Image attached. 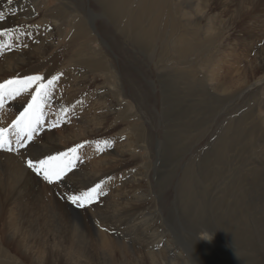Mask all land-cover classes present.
I'll return each instance as SVG.
<instances>
[{
	"label": "rangeland",
	"instance_id": "rangeland-1",
	"mask_svg": "<svg viewBox=\"0 0 264 264\" xmlns=\"http://www.w3.org/2000/svg\"><path fill=\"white\" fill-rule=\"evenodd\" d=\"M95 2L12 0L10 4L8 0H0V13L3 17L11 15V30L0 27V32L24 37L10 48H26L29 40L30 43H43V56H30L24 64H20L19 70L31 71L28 76L43 77L38 83L55 80L54 85L50 86L48 102L44 105V123L38 126L33 140L15 151L0 149V157H19L27 165L26 156H31L28 150L39 144L45 134L52 132L71 134L73 140L66 145L54 146L58 151H53V154L60 156L77 148L75 158L71 153L63 158L64 163L71 161L72 167L59 181L54 180L49 184L42 174L37 175L29 170L36 180L30 205L35 204V196L40 198L38 205L42 208L48 203L49 196L42 188L54 191L53 198L58 203L65 201L72 204L61 196V184L68 182L73 172L78 171L83 175V168L79 169L81 163L85 161L84 169L91 164L86 150L89 149L90 153V150L97 148L99 156L103 158L116 154L122 156L120 164L124 180L127 181L129 177L134 179L135 197L144 202L141 211L148 216L150 226L155 225L160 235L158 245L162 246L169 240L175 252H181L176 263L264 264V84L250 86L258 75H264V31L257 33L249 25L253 19L244 12L250 5L245 6L240 0H195L201 5L211 4L200 25L209 24L206 20L208 17H211L212 25L215 19L218 22L214 23L213 31L211 27L207 32L202 26L199 27L197 35L200 36L193 41L194 50L189 53L190 57L179 62V54L174 53L171 47L174 35H170V30L166 32L168 36L165 33V19H161L152 43L147 46L146 43L134 45L126 38L118 37L113 29H110L111 36L106 35L100 26L98 29L99 21H106ZM135 2L131 0L128 9H134ZM193 2L182 0L183 10L190 11ZM23 6H27V9L22 10ZM57 7L64 9L59 16H55ZM10 8L11 12L8 13ZM16 11L21 15L15 16ZM79 19H83L85 24L79 32L73 31V25ZM218 19L223 20V27ZM181 22L187 24V17L181 16ZM115 38H119L117 48L113 45ZM227 48L236 50V57L243 63L257 58L258 65H255L253 74L247 71L246 64L237 70L240 75L244 69L243 73L249 76L244 79V85L239 82L235 85L238 76L230 85L231 71L227 77L230 81H221L224 82L222 89L226 90L221 93L214 89L215 84L209 79L208 71ZM243 51L244 56H240ZM92 56L93 59L105 57L107 64L100 70L93 67L88 62ZM7 80L0 76V84ZM77 81L83 91H89L83 92V96L92 94L104 101L94 117L95 121L102 120L103 123L91 124L93 132L87 134L86 141L76 136L79 130L73 118L78 113L76 103L67 101L70 82ZM37 86L34 84L28 93L5 102L4 108L0 109V127L10 128L27 106ZM232 86L237 87L232 90ZM57 121L58 126H51L52 122ZM69 127L74 133H68ZM9 139L15 147L12 131L9 132ZM235 140H239V143ZM221 147H224L222 155L226 153L222 157L219 153L217 157L215 150ZM207 175L209 181L204 180ZM92 206L78 208L72 204L69 206L71 209L65 208L63 212L68 220H63L60 225H73L77 229V221L81 219L90 230L91 220L95 218ZM7 207H11L9 203ZM33 209L38 208L35 206ZM36 213L41 217L39 211ZM200 216L218 222L217 231L224 237L218 244L200 243L193 237V223ZM5 223L0 222V249L8 236H13L14 242L12 247L7 248L10 255L2 256V248L0 262L18 264L22 255H29V249L23 247L20 253L17 252L14 244L21 238L16 236L18 228L12 225L8 228V221ZM19 223L23 226L26 221L19 217ZM38 230L37 227L35 233ZM55 230V227H48V237L52 240L61 235L60 230ZM75 234L82 238L78 230ZM43 235L46 236L47 231ZM97 253L99 256L105 254L101 250H97ZM115 256L119 257L117 254ZM51 257L52 261L44 264H66L65 257L54 250ZM125 257L127 259L123 264H134L129 256ZM96 258L100 264L106 263ZM93 262L90 261V264ZM144 264L148 263L144 261Z\"/></svg>",
	"mask_w": 264,
	"mask_h": 264
},
{
	"label": "bare ground",
	"instance_id": "bare-ground-1",
	"mask_svg": "<svg viewBox=\"0 0 264 264\" xmlns=\"http://www.w3.org/2000/svg\"><path fill=\"white\" fill-rule=\"evenodd\" d=\"M95 1L106 21H99L101 23H99L98 29L100 26V29L106 35L108 34V36H111L110 29H113V32L118 33V37L121 39L126 38V40H130L134 45L146 43L147 46L152 43L156 36L157 28L161 19H165V33L170 30V35H174L171 47L174 53L179 54L178 56L181 59H179V62L184 61L186 57H190L189 53L195 48L193 41L196 37L200 36V34L197 35L199 27L201 28L202 26V29L204 28L206 32L211 29L213 31L215 30L214 23L217 24L218 22L217 19H215V21L212 20L214 22H212V25L210 21L211 17H208L206 20H208L209 24L206 22L207 24L204 26L200 25L202 19L207 16V11L211 8V4L205 3L201 5V3H195V0L193 5L189 8L190 11L187 12H185L182 8V0H136L134 5L135 7L131 10L128 9L131 0ZM240 2H242L245 6L250 5V7L246 8V12H244L248 17H252L251 19H253L252 24L249 25L252 26L253 30L257 33H259L260 30L263 33L264 0H240ZM23 9H27V6H23L22 10ZM54 11H56L55 16H59L64 9L57 7ZM10 12L11 8L8 13ZM69 13L70 12H68V14ZM20 15V12L16 11L15 16ZM181 16L187 17L188 22H185L187 24H182ZM8 17H10V19ZM8 17L7 15L3 17V24L0 27H5L9 31L11 30V15H8ZM29 18H31V16ZM218 20L221 21V25L223 27V20ZM84 24L83 19H79L74 23L73 31L79 32V29H81ZM95 25L94 32H96ZM212 26H214V28H212ZM85 29L87 30V28ZM87 31L89 33L91 32L89 28ZM30 34L31 33L28 35ZM261 36H263V34ZM2 37L3 36H0V45H5L6 43L7 45L13 46L19 39L24 40L23 36H17L16 33L13 35H6L4 38ZM98 37L101 38L100 35H98ZM206 37L205 39H207ZM165 39L167 38L165 37ZM118 44L119 38H115L113 40V45L117 48ZM161 44L163 47V43ZM43 53V43H30V40L29 45L28 47L26 46V48L21 46L19 49L12 50L10 47H5L4 51L0 53V76H2L4 80L22 79L28 77L31 71L23 69L19 70L20 64H24V61L30 56H43ZM237 53L238 52L236 50L234 51L233 48L232 50L228 48L224 49L223 54H221L218 60L215 59L216 65L212 67L210 66L211 68L208 71L209 79L214 82V89L217 92L224 93L226 91L222 89L224 87V82L221 81H225V79L227 80L228 74H230L231 71L233 72L232 75H230V78L232 79L231 82H229L230 85L237 76L238 78H236L235 85L237 82L244 85V79L249 78V76L246 77V72L243 73L244 69H242L243 72L240 71L242 75H239V72L237 71L244 66L243 64L247 65H245L248 68L247 71H250L251 74H253L254 70H256L255 65H258L257 58L251 62L247 61L243 63L239 57H236ZM93 56L90 57V60L88 61L89 63H92L93 67L100 70V68L105 66V63L107 64L105 57H97V59H93ZM240 56H244V51ZM169 60H171V58ZM115 74L117 75L116 71ZM255 76H257V74ZM251 84L252 85L250 86L264 84V75L261 77L258 75L256 80ZM236 87L237 86H232L231 88L234 90ZM83 92L84 94L86 92L89 93L88 90H82L79 81L74 83L70 82V89L68 90L70 97L67 101L70 103H76L78 113L76 117H73L74 123H77L76 127L79 129L76 136L78 138L81 137V139L86 141L87 134L93 132L90 128L91 124L93 122H97L96 124L99 125L103 123L102 120L95 121L94 117L103 106L104 101L102 102L100 96L97 98L92 94L83 96ZM99 98L101 101H99ZM262 121L264 123V120ZM68 129V133L73 132L70 127ZM235 141L239 143V140ZM71 142H73L71 134L61 135L53 132L47 133L44 138L40 140L39 144H36V146H33L30 150H28V153L31 154V156H26V163L28 160L36 162L47 159L51 156H57L52 153L56 150L54 146H59L61 144L66 145ZM223 150L224 147H221L220 150L216 149L215 155L218 157L220 153L222 157L226 153L225 152L222 155L221 152ZM90 151L91 152L89 153V149H87L86 153L91 164H88L84 169L85 161H83L81 163V167L79 168H83V175L79 174L78 171L73 172L70 175V180L66 183L63 182L64 184L62 183L59 189L61 196H64V199L69 195H80L84 192L90 191L97 185L101 186L102 194L98 195L96 201L91 203L93 204L91 210L95 212V218L94 220H91L90 230L86 228L87 226L81 221V219H78L77 221L79 225L77 229L74 228L73 225H70L69 227L60 225L63 220H68L67 215L64 214L63 210L65 208L71 209L69 206L72 204H67L65 201L63 203H58V201L53 198L54 191L52 190L42 188L43 191H45V194L49 196V201L45 204L44 208H42L43 206L38 205V203L41 202L40 198L36 196L35 204L33 206L30 205L29 201L33 199L32 187L36 182V180L30 175V168L25 165L23 161H20L19 157L18 159L8 155L0 157V222L6 225L5 222L8 221V228H10L11 225L18 228L19 232L16 236H21V238L15 242L16 244H14L18 253L23 250V247H27L29 249V255H22L18 264L50 263L52 261V250L65 257L66 264H90V261H94L91 264H100L96 257L105 261V264H111L112 262L115 264H123L127 259L125 256H129L130 260L134 264H144V261L148 264H178L176 263V259H178V257L180 258L181 252L178 251L176 253L169 240H166L162 246L158 245L160 235L156 232V228L154 227L155 225L150 226L151 221L147 218L148 216L141 211V208H144V202L142 200H138V197H135L134 179L129 177L127 181L124 180L125 176L122 174V165L120 164L122 156L116 154L114 157L103 158V156H99V149L94 148ZM204 180L209 181V176H204ZM129 183L133 185L128 186L127 184ZM220 191L224 192V190ZM225 194L226 193L224 192V195ZM8 203L11 207H7ZM35 206L38 209L34 210L33 208ZM37 211L41 213V217L37 215ZM19 217L24 218L26 221L23 226L19 223ZM199 218L200 219H196L193 223V237L200 243L207 242L208 245L218 244V242L224 238L223 236H220L217 231L219 227L218 222H216V220H210L209 218L206 219L203 216H200ZM50 226L55 227V231H61V235L57 236L54 240H52L51 237H48V227ZM37 227L39 230L38 233H35ZM77 230L80 232L82 238L76 236L75 232ZM46 231L47 235L45 236L43 234ZM13 242V236L4 238V243L2 245L4 254L1 253L2 256H7L9 254L10 251L7 248H9V246L12 247L11 245ZM2 248L0 249V252L2 251ZM96 249L103 251L105 254L99 256ZM247 253L244 254L248 255ZM116 254L119 255V257H116ZM4 262H0V264H4Z\"/></svg>",
	"mask_w": 264,
	"mask_h": 264
},
{
	"label": "snow or ice",
	"instance_id": "snow-or-ice-1",
	"mask_svg": "<svg viewBox=\"0 0 264 264\" xmlns=\"http://www.w3.org/2000/svg\"><path fill=\"white\" fill-rule=\"evenodd\" d=\"M8 3H12V0H8ZM3 18V14L0 13V19ZM11 35V33L0 32V36ZM5 47H11L10 45H0V53L4 51ZM43 80L40 75L28 76L22 79H10L0 84V109H3L7 100H13L23 93H28L34 84H37V88L31 99L27 103V106L19 114L17 119L13 121L10 128L0 127V149L7 151H15L19 148H24L34 138V134L38 132V126H42L44 123V105L48 102L50 96V86H53L55 80H48L45 83H38ZM63 111V110H62ZM53 127L58 126L57 122H52ZM12 131L15 136V147H13L12 140L9 139V132ZM26 137V139H25ZM82 147V145L80 146ZM99 147V146H97ZM76 157L77 148H72L69 152L62 153L60 156H51L44 160L39 161H27V166L35 171L37 175H43V178L49 183L59 181L67 171L72 167L71 161L67 163L63 162V158L69 156V154ZM61 161V163H56ZM101 193V186L97 185L90 191L84 192L80 195H69L67 200L78 208H83L91 203L95 202L97 196Z\"/></svg>",
	"mask_w": 264,
	"mask_h": 264
}]
</instances>
